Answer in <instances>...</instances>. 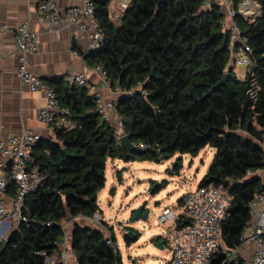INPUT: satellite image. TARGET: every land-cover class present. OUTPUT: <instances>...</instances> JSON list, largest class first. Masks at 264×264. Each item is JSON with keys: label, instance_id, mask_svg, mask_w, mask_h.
I'll list each match as a JSON object with an SVG mask.
<instances>
[{"label": "trees", "instance_id": "1", "mask_svg": "<svg viewBox=\"0 0 264 264\" xmlns=\"http://www.w3.org/2000/svg\"><path fill=\"white\" fill-rule=\"evenodd\" d=\"M251 1L259 3L260 14L253 24L232 18L239 33L233 42L217 0H131L117 19L109 13L111 0H91L103 39L83 54L84 61L103 70L111 89L122 91L113 112L121 122L120 134L129 135L139 150L126 153L114 137V125L99 117L85 87L61 78L48 81L73 126L54 128L53 137L40 138L32 147V165L44 180L25 196L22 213L28 220L7 235L0 264L57 259L61 222L100 213L96 201L109 159L160 164L174 154L195 156L206 147L214 153L197 187H222L228 181L222 188L231 206L221 223L222 240L227 249L239 246L248 205L264 188L257 175L264 169V0ZM244 46L252 64L239 79L233 61ZM224 75L226 82L219 85ZM178 165L177 160L174 171ZM6 193H16L12 180ZM103 226L72 223L69 248L77 264H121L111 228L104 221ZM246 261L240 254L226 260L218 251L209 264Z\"/></svg>", "mask_w": 264, "mask_h": 264}, {"label": "built area", "instance_id": "2", "mask_svg": "<svg viewBox=\"0 0 264 264\" xmlns=\"http://www.w3.org/2000/svg\"><path fill=\"white\" fill-rule=\"evenodd\" d=\"M230 21L238 13L249 24H253L255 17L260 14V5L256 1L242 0L234 6L231 0H217ZM247 3H253L256 8L254 18L251 20L246 16L243 8ZM125 4H120L118 9L124 10ZM37 15L51 26L60 24L73 25L80 34L88 37L87 51L100 46L103 36L99 29L97 20L93 13L91 0H80L78 6L60 15L52 0L40 2L36 8ZM224 28L230 31L231 40L239 41V33L231 23H224ZM15 46L17 54L16 75L22 87L29 91H39L44 95L45 105L37 112V119L54 128L69 129L73 125L66 119L67 112L59 106L56 94L46 82L32 74L27 68L26 57L35 53L38 49V36L31 32L25 23L15 27ZM85 52V53H86ZM249 48L243 47L240 54L236 56L234 65H241L248 70L252 64L247 56ZM103 78L104 85L110 88L109 82L101 68H96ZM63 82L74 84L79 87L88 86V78L84 73H71L65 75ZM111 89V88H110ZM113 93L120 95L122 91L118 88L111 89ZM96 104V111L102 120H108L113 112L114 101L106 100L96 89H92V94ZM120 119L115 120L114 137L119 142ZM40 136L32 130L25 129L19 134L0 138V193H4L12 180L16 186V193L8 206L0 197V240L4 235L10 233L13 226L27 222L28 218L22 213L23 200L25 196L37 189L44 180V176L38 168L32 165L30 151L40 140ZM261 148L264 153V128L261 134ZM250 175V173H247ZM231 206V198L221 186L196 187L186 192L182 196L180 207L164 208L157 216L159 224L175 223V226L164 232L160 237L163 245L169 249L170 257L164 264H209L210 258L218 251H222L225 259H230L236 255H242V251L249 254L247 264H264V188L256 194L250 201L249 221L240 236L239 246L227 249L223 245L221 223L228 215ZM94 226L104 228L102 215L95 212L90 218ZM73 218L61 223V242L58 258L46 259L48 264H68L69 234L68 227ZM177 221L179 225H177ZM108 243L113 246L109 240ZM118 250V246H116Z\"/></svg>", "mask_w": 264, "mask_h": 264}, {"label": "crops", "instance_id": "3", "mask_svg": "<svg viewBox=\"0 0 264 264\" xmlns=\"http://www.w3.org/2000/svg\"><path fill=\"white\" fill-rule=\"evenodd\" d=\"M42 1L45 0H0V138L19 134L25 129L32 130L41 138L53 137L52 126H48L37 119L38 110L45 105L44 95L39 91H29L22 87L16 75L18 63L15 46V27L21 23H25L27 28L38 36L37 51L28 54L26 57L27 68L32 74L47 83L51 79H62L67 74L84 73L88 78V86L91 89V91L87 89L89 94H92V89H96L106 100L115 101L118 97L109 87L104 85L103 78L96 68H91L85 63L83 54L87 51V35L80 34L73 25L60 24L51 26L41 19L36 13V8ZM52 1L60 15L78 6L80 2V0ZM130 1L111 0L109 4L111 18H119L123 11L118 9L119 5H128ZM224 23L230 25L231 21L226 18ZM242 77L243 75L238 78L241 79ZM116 119L119 118L112 112L108 122L114 125ZM110 161L114 166L125 163L118 159ZM123 169V167L120 170L114 169V175L119 180L122 172L127 171L126 168L125 170ZM205 172L206 170H204L203 175ZM106 179L107 175L105 173V181ZM262 182L264 183V173ZM109 184L113 185V180H109ZM104 187L99 192L96 201L101 215L99 202L103 201L105 203L102 196ZM111 189H114V187L112 186L108 190V194L113 197L114 193L113 195L110 194ZM0 197L10 206V201L13 197H10L6 191L0 193ZM69 219L71 218H67L61 223ZM75 220L82 225L93 227L90 219L82 218L73 219L71 225ZM71 225L68 227V234H70ZM133 232L135 233V231ZM154 238H150V240ZM158 241L162 240L159 238ZM242 256L247 260V263L249 254L244 250L242 251ZM67 263L77 264L72 250H70L67 257Z\"/></svg>", "mask_w": 264, "mask_h": 264}, {"label": "rangeland", "instance_id": "4", "mask_svg": "<svg viewBox=\"0 0 264 264\" xmlns=\"http://www.w3.org/2000/svg\"><path fill=\"white\" fill-rule=\"evenodd\" d=\"M235 72L241 77L245 67L234 65ZM214 151L206 147L195 156L188 154H174L170 159L160 164L153 162H127L119 166L112 165L108 160L105 173L107 179L102 191L103 201L101 205L102 221L111 228L115 244L118 246V256L121 264H164L169 257L170 251L164 246L159 250L153 246L154 241L150 238L163 237L164 232L175 226V223L159 224L157 216L164 208L180 207L178 200L182 196L197 187L204 170L210 164ZM178 160V167L174 171L173 164ZM117 164V163H116ZM116 167V168H115ZM122 172L121 179L114 175V169ZM264 169L257 175L263 181ZM113 180V185L109 184ZM163 184L160 189L158 186ZM114 187L113 197L109 196L108 190ZM156 189L155 191L149 190ZM98 203V204H99ZM144 206L148 213L146 220L129 223L131 212ZM92 226L93 223H92ZM13 227V224L11 225ZM130 228L136 233V239L125 241L124 233ZM108 236V231L104 230ZM9 233L4 235L7 237ZM162 240V239H160ZM70 248L68 249V255Z\"/></svg>", "mask_w": 264, "mask_h": 264}, {"label": "water", "instance_id": "5", "mask_svg": "<svg viewBox=\"0 0 264 264\" xmlns=\"http://www.w3.org/2000/svg\"><path fill=\"white\" fill-rule=\"evenodd\" d=\"M237 15L240 16L239 13ZM258 16L255 17V20L258 18ZM255 20H254V22H255ZM226 78H227V75H224V77L221 80V82L219 83V85L224 84L226 82ZM119 143L122 146V148L126 151V153H132V152H135V151L139 150V147L136 146L135 144H133L130 141V136L129 135H126V134L122 135L120 137ZM63 152L66 154L65 150H63ZM123 170H125V168ZM221 185H222L223 188H225L228 185V181H223ZM158 187L160 188L161 184ZM154 190L155 189L151 190V192L154 191ZM147 218H148V213L145 211L144 206L141 205L140 207L136 208L135 210H133L131 212V215H130V217L128 219V222L129 223H134L136 221L138 222L140 220H146ZM124 238H127L130 241H133V240L136 239V234L132 230H127L124 233ZM6 241H7L6 238L2 240V246H1L0 251H2L5 248ZM153 246L155 248L159 249V250H163L164 249L163 241H154Z\"/></svg>", "mask_w": 264, "mask_h": 264}, {"label": "bare ground", "instance_id": "6", "mask_svg": "<svg viewBox=\"0 0 264 264\" xmlns=\"http://www.w3.org/2000/svg\"><path fill=\"white\" fill-rule=\"evenodd\" d=\"M250 8L253 9V11L249 10ZM243 11H245L244 13H246V16L248 17V19L252 21V19L254 18V13H256V8L254 4L247 3L246 7L243 8Z\"/></svg>", "mask_w": 264, "mask_h": 264}]
</instances>
